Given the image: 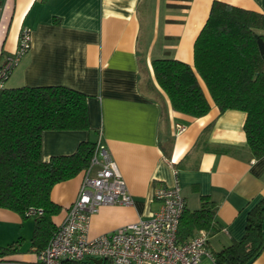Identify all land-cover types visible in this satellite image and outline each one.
<instances>
[{
  "label": "crops",
  "instance_id": "obj_1",
  "mask_svg": "<svg viewBox=\"0 0 264 264\" xmlns=\"http://www.w3.org/2000/svg\"><path fill=\"white\" fill-rule=\"evenodd\" d=\"M214 1L264 14V0H0V66L17 51L21 31H31L30 48L5 87L63 86L87 96L90 130L43 133V160L100 139L133 200L101 207L91 217L90 239L150 219L161 209L155 188L178 182L187 210H198L202 198L213 204L214 254L243 237L249 211L264 201V157L248 151L245 113L220 112L202 83L209 112L201 118L176 112L154 78V59L193 65L194 42ZM81 180L82 173L53 187L50 198L61 207L54 225ZM32 232V218L0 208V247L18 243L0 261L34 262L40 251ZM249 264H264V251Z\"/></svg>",
  "mask_w": 264,
  "mask_h": 264
},
{
  "label": "trees",
  "instance_id": "obj_2",
  "mask_svg": "<svg viewBox=\"0 0 264 264\" xmlns=\"http://www.w3.org/2000/svg\"><path fill=\"white\" fill-rule=\"evenodd\" d=\"M151 66L172 110L193 118L205 116L210 105L202 83L220 112L245 113L248 151L254 159L264 157V14L214 1L194 42L193 65L163 58L152 60ZM7 79L0 87V208L33 219L30 242L42 251L57 232L52 218L61 212L50 198L53 187L82 173L95 148L94 142H81L73 154L44 161L42 136L47 131H89L87 96L63 86L7 88ZM30 209L41 214L26 217ZM214 216V206L206 198L198 210L185 208L178 242L184 244L198 230L212 232ZM262 226L264 201L249 211L243 237L213 254L214 264H249L259 257L264 251ZM17 247L18 243L0 247V257Z\"/></svg>",
  "mask_w": 264,
  "mask_h": 264
},
{
  "label": "built area",
  "instance_id": "obj_3",
  "mask_svg": "<svg viewBox=\"0 0 264 264\" xmlns=\"http://www.w3.org/2000/svg\"><path fill=\"white\" fill-rule=\"evenodd\" d=\"M30 45L31 31L25 28L20 33L17 51L0 70V87ZM176 129L179 133L184 131L180 125ZM153 196L161 203V209L150 219L124 225L93 239L88 237L91 217L101 207L133 203L111 154L98 139L89 166L82 171L77 197L45 249L37 253L34 262L0 261V264H62L63 261L93 264L98 259L110 264H202L203 258L214 264L208 249L210 231L198 230L184 244L178 242V227L185 210L178 182L170 187H156ZM40 214L41 211L30 209L26 217Z\"/></svg>",
  "mask_w": 264,
  "mask_h": 264
},
{
  "label": "water",
  "instance_id": "obj_4",
  "mask_svg": "<svg viewBox=\"0 0 264 264\" xmlns=\"http://www.w3.org/2000/svg\"><path fill=\"white\" fill-rule=\"evenodd\" d=\"M93 264H102V260H100V259L93 260Z\"/></svg>",
  "mask_w": 264,
  "mask_h": 264
}]
</instances>
